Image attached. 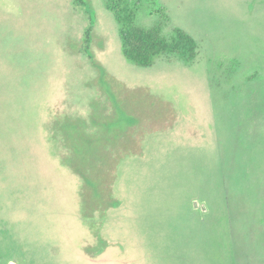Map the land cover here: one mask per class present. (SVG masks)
<instances>
[{"label": "rangeland", "instance_id": "374dc122", "mask_svg": "<svg viewBox=\"0 0 264 264\" xmlns=\"http://www.w3.org/2000/svg\"><path fill=\"white\" fill-rule=\"evenodd\" d=\"M157 22L192 63L130 62L105 0H0V264H264V0Z\"/></svg>", "mask_w": 264, "mask_h": 264}, {"label": "trees", "instance_id": "16d2710c", "mask_svg": "<svg viewBox=\"0 0 264 264\" xmlns=\"http://www.w3.org/2000/svg\"><path fill=\"white\" fill-rule=\"evenodd\" d=\"M79 3H85V0H77ZM142 0H105L106 6L114 13L116 21L119 24V33L123 45L125 57L132 63L141 67H150L154 65L156 59L164 54L177 55L186 63H192L198 55L197 40L185 29L175 27L171 35H166L161 22L151 26H144L137 23L138 10ZM92 26H89L85 32L82 51L92 56L90 43L92 41ZM79 150V149H78ZM72 169L81 177L87 180L84 175L83 161L79 164L70 162ZM82 165V167L78 166ZM95 168V167H94ZM102 164L97 170L102 173ZM114 170V169H113ZM115 176H112L111 183ZM107 207L114 206L117 200L109 192L107 198ZM89 216L88 213L85 212Z\"/></svg>", "mask_w": 264, "mask_h": 264}]
</instances>
